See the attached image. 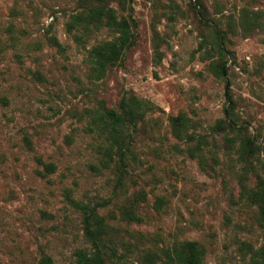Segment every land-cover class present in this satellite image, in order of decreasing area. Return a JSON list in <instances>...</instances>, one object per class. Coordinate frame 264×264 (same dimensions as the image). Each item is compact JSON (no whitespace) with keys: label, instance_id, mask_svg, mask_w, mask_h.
<instances>
[{"label":"rangeland","instance_id":"374dc122","mask_svg":"<svg viewBox=\"0 0 264 264\" xmlns=\"http://www.w3.org/2000/svg\"><path fill=\"white\" fill-rule=\"evenodd\" d=\"M201 1L208 19L227 29L223 76L212 71L221 57L193 0H131L135 42L100 78L65 31L79 0H0V264H39L43 255L50 264H75L74 250L86 243L69 197L99 203L116 239L129 244L126 264H146L145 251L182 240L201 246L203 264H238L237 240L264 242L256 208L239 190L240 180L251 187L264 176V19L251 36L228 28L241 7L264 15V0ZM110 37L98 31L85 47ZM226 84L228 116L259 146L253 157L238 154L237 140L224 141L234 131L216 127ZM124 92L151 108L131 131L118 181L116 157L101 159L97 111L115 107ZM179 112L189 131L209 140L193 156L194 142L170 128L168 117ZM132 198L139 219L126 221L121 209Z\"/></svg>","mask_w":264,"mask_h":264},{"label":"trees","instance_id":"16d2710c","mask_svg":"<svg viewBox=\"0 0 264 264\" xmlns=\"http://www.w3.org/2000/svg\"><path fill=\"white\" fill-rule=\"evenodd\" d=\"M79 9L70 14L65 22V31L70 34L72 40L80 44L85 49V59L88 63L90 74L95 78H100L107 71L120 65L127 50L134 44L132 28L135 21L132 16L131 0H79ZM113 3V5L111 4ZM192 6L198 17L212 28L210 48L214 50L216 56L221 57V61L212 62V71L215 75L223 76L226 73L225 57L223 54V39L227 29H220L214 20L208 19L205 8L201 0H193ZM198 6V7H196ZM197 8V9H196ZM228 28H232L234 33L239 32L243 37L251 36L254 31L260 30L263 26L264 15L259 9L241 7L237 17H228ZM106 31L110 34L108 39H100L85 47V43L92 34L98 31ZM203 40H207L205 35ZM51 42L59 46L55 37H50ZM225 99L228 103L224 110V118L218 119L216 127L235 132L234 137L225 136L223 139L230 144L237 140V152L242 157H253L259 146L254 142L250 134L241 133L235 127L234 121L228 116L232 107V100L228 92V85H225ZM151 105L138 98L130 92H124L118 99L115 107H105L100 105L97 111L98 125L103 138V146H100L102 162L107 164L108 160L115 159V168L118 171V178L125 172V156L129 150L131 141V131L138 122L144 121L145 113ZM171 131L177 137L184 139L186 143L194 142L188 147L190 155L198 154L209 144L203 135H194L189 131L191 127L190 119L182 112L168 117ZM214 144V143H213ZM247 164H251L248 162ZM48 171H52L50 163L45 164ZM239 190L242 197L256 208V223L264 228V176L255 175V183L248 186L240 180ZM69 202L80 210L81 230L86 247L74 250L75 264H126V251L129 244L123 240L116 239V230L107 221L104 215L98 212L99 203H80L68 198ZM136 205L134 198L121 209L122 218L126 221L138 220L134 213L133 206ZM120 243L123 251L117 252L116 245ZM236 248L240 255L238 264H264V242L254 247L246 240H237ZM144 263L155 264H203V249L194 240H182L174 242L166 248L158 251H145L142 254ZM39 264H50L48 256L43 255Z\"/></svg>","mask_w":264,"mask_h":264}]
</instances>
